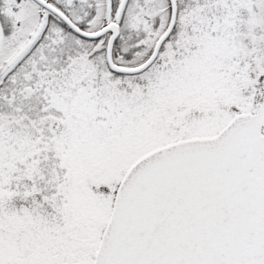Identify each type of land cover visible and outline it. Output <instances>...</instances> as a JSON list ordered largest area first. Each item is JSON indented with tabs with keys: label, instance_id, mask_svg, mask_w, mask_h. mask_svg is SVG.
Wrapping results in <instances>:
<instances>
[{
	"label": "snow or ice",
	"instance_id": "snow-or-ice-1",
	"mask_svg": "<svg viewBox=\"0 0 264 264\" xmlns=\"http://www.w3.org/2000/svg\"><path fill=\"white\" fill-rule=\"evenodd\" d=\"M0 264H264V0H0Z\"/></svg>",
	"mask_w": 264,
	"mask_h": 264
}]
</instances>
